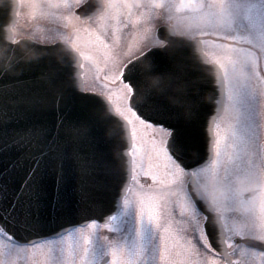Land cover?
<instances>
[{"label": "snow or ice", "instance_id": "obj_1", "mask_svg": "<svg viewBox=\"0 0 264 264\" xmlns=\"http://www.w3.org/2000/svg\"><path fill=\"white\" fill-rule=\"evenodd\" d=\"M2 7L4 110L43 84L57 106L78 98L86 130L118 124L123 152L84 161L82 181L97 171L110 178L105 213L90 184L77 186L74 205L64 196L59 129L76 123L66 112L54 137L0 143V264H264V0H33L34 47L22 45V55L21 14L7 0ZM177 41L199 72L184 85L187 69L167 56ZM42 61L50 70L19 79ZM84 62L96 68L91 87ZM213 81L205 97L197 85ZM174 86L192 92L161 104ZM68 214L79 222L48 229Z\"/></svg>", "mask_w": 264, "mask_h": 264}, {"label": "water", "instance_id": "obj_2", "mask_svg": "<svg viewBox=\"0 0 264 264\" xmlns=\"http://www.w3.org/2000/svg\"><path fill=\"white\" fill-rule=\"evenodd\" d=\"M3 2L4 0H0V22L8 18V13L2 7ZM7 2L15 5V10L18 12L19 0H7ZM22 45L34 47V43L29 37L20 38L17 45V55H22ZM167 56L170 58L171 63L177 67L187 69V76L180 81L182 85L187 84L189 81H194L199 75V72L193 68L191 63V49L184 47L179 41L169 50ZM165 62L168 61L166 60ZM25 66V63L22 62L18 65V68ZM2 67L3 62L0 61V69ZM48 70H50V64L47 61H42L30 72L26 74L21 72L19 79L35 81L37 77ZM79 71L83 72L84 70L82 68ZM62 78L63 76H61ZM81 80L83 81V77H81ZM4 82V77L0 74V84ZM197 86L202 89L204 96L207 97L213 92L214 81L212 83L200 82ZM191 92L192 89L190 88L185 87L183 92H181L174 86L159 102L176 107L183 102L185 94H191ZM13 99L17 100V104L15 106L9 105L8 111H5L3 104H0V143H3L6 139L13 141L18 138L43 142L48 137H54L58 132V114L61 111L66 112L70 119L76 120V123L67 129L63 127L59 129V136L66 152V158L63 162L64 196L70 204L74 205L77 199L75 192L77 186L82 182L90 184L96 197L103 200L104 211L107 213L112 208V199L107 194L104 185L110 182V178L103 171H97L94 175L85 173L82 181V169L86 168L84 161L93 155L96 159L113 160L114 157H118L123 152V148L120 147L122 132L119 125L110 123L106 128L100 125H93L90 130H86L80 124L79 119H77L81 116L78 98L69 96L57 106L54 92L47 89L43 84L26 87L15 94ZM212 108H215L214 104ZM105 133L109 137L107 140L104 139ZM199 148L201 153H203L202 137ZM15 150L16 147L13 145L12 151ZM55 169L56 161L50 158L49 171L46 177L49 205L54 190ZM65 221L78 223L79 218L75 214L56 216L48 225V229L58 230L56 229V224H61Z\"/></svg>", "mask_w": 264, "mask_h": 264}, {"label": "rangeland", "instance_id": "obj_3", "mask_svg": "<svg viewBox=\"0 0 264 264\" xmlns=\"http://www.w3.org/2000/svg\"><path fill=\"white\" fill-rule=\"evenodd\" d=\"M33 3V0H20V14L21 19L19 22V36H30L31 32L35 29L37 26V21L35 19H28V13L31 11L30 5ZM47 22H41L40 27H48ZM85 72H84V78L87 81V85L89 87L93 86L92 77L96 71V68L94 65H92L90 62L84 63Z\"/></svg>", "mask_w": 264, "mask_h": 264}, {"label": "flooded vegetation", "instance_id": "obj_4", "mask_svg": "<svg viewBox=\"0 0 264 264\" xmlns=\"http://www.w3.org/2000/svg\"><path fill=\"white\" fill-rule=\"evenodd\" d=\"M141 181L142 182H150V179L149 178H145V177H141ZM102 231V234H105V235H110V233L107 231V230H101Z\"/></svg>", "mask_w": 264, "mask_h": 264}]
</instances>
